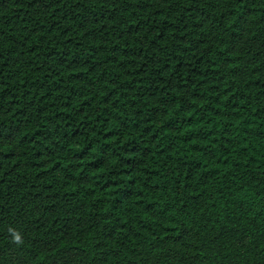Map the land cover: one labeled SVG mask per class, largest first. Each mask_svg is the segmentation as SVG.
<instances>
[{"label":"trees","instance_id":"trees-1","mask_svg":"<svg viewBox=\"0 0 264 264\" xmlns=\"http://www.w3.org/2000/svg\"><path fill=\"white\" fill-rule=\"evenodd\" d=\"M0 264H264V0H0Z\"/></svg>","mask_w":264,"mask_h":264}]
</instances>
